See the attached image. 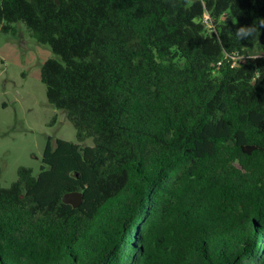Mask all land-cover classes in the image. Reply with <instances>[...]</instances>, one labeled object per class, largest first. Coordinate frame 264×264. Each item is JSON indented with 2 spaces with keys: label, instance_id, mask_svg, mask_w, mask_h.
Instances as JSON below:
<instances>
[{
  "label": "trees",
  "instance_id": "trees-1",
  "mask_svg": "<svg viewBox=\"0 0 264 264\" xmlns=\"http://www.w3.org/2000/svg\"><path fill=\"white\" fill-rule=\"evenodd\" d=\"M18 23L77 143L0 185V264H264V0H0Z\"/></svg>",
  "mask_w": 264,
  "mask_h": 264
},
{
  "label": "rangeland",
  "instance_id": "rangeland-1",
  "mask_svg": "<svg viewBox=\"0 0 264 264\" xmlns=\"http://www.w3.org/2000/svg\"><path fill=\"white\" fill-rule=\"evenodd\" d=\"M17 35L0 33V185L17 179L18 167L37 176L48 139L76 144V133L65 113L50 105L40 82V67L52 52L31 39L22 23ZM87 139L81 147H91Z\"/></svg>",
  "mask_w": 264,
  "mask_h": 264
},
{
  "label": "water",
  "instance_id": "water-1",
  "mask_svg": "<svg viewBox=\"0 0 264 264\" xmlns=\"http://www.w3.org/2000/svg\"><path fill=\"white\" fill-rule=\"evenodd\" d=\"M62 202L76 208L81 202V194L76 192L65 194L62 197Z\"/></svg>",
  "mask_w": 264,
  "mask_h": 264
},
{
  "label": "built area",
  "instance_id": "built-area-1",
  "mask_svg": "<svg viewBox=\"0 0 264 264\" xmlns=\"http://www.w3.org/2000/svg\"><path fill=\"white\" fill-rule=\"evenodd\" d=\"M207 19H208V17H207V16H205V17H204V20H205V21H207ZM219 64H220V63H219Z\"/></svg>",
  "mask_w": 264,
  "mask_h": 264
}]
</instances>
